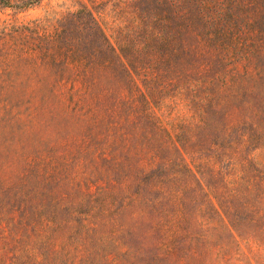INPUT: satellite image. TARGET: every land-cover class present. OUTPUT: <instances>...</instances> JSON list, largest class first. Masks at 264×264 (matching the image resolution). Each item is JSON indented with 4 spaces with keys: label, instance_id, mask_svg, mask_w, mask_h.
Segmentation results:
<instances>
[{
    "label": "trees",
    "instance_id": "16d2710c",
    "mask_svg": "<svg viewBox=\"0 0 264 264\" xmlns=\"http://www.w3.org/2000/svg\"><path fill=\"white\" fill-rule=\"evenodd\" d=\"M69 1L0 25V73L34 85L4 108L0 264H264V0ZM147 215L151 260L129 225Z\"/></svg>",
    "mask_w": 264,
    "mask_h": 264
},
{
    "label": "rangeland",
    "instance_id": "374dc122",
    "mask_svg": "<svg viewBox=\"0 0 264 264\" xmlns=\"http://www.w3.org/2000/svg\"><path fill=\"white\" fill-rule=\"evenodd\" d=\"M76 8L75 4L69 0H44L40 5L25 11H15L13 9L0 7V25L11 22L27 23L36 19H44L48 17L53 10L57 11V13H62L68 10H75ZM107 9L108 13H106V15H102L104 27L110 37V40L113 43H117L118 40L116 30L118 29V26L122 24L120 21L115 20L114 16L111 14L112 7L110 6ZM7 80L8 78L4 77L2 73H0V111L3 109V114L0 112V166L13 165V167L6 172L11 175V173L17 169L15 158L11 160L13 157L12 151H17L20 145L17 146L15 143L12 144L11 141L16 133L12 130L14 128V124H8L3 118L4 108L8 102L7 95L11 94L10 97L14 98L16 97V93L19 92L21 88L31 90L34 85L32 81H28L24 87H21L20 80L16 76L11 77L8 81ZM162 113L166 121L173 123H177L179 119L188 116L187 110H184L181 107L174 111H167L164 109ZM37 133L39 136L45 138L52 134L44 127L39 128ZM11 145L13 149L9 150L8 148L11 147ZM256 148L257 147L253 148L250 152L252 154L251 157H260L259 162L264 161L263 148L259 151H256ZM10 160L11 162L6 164V162ZM152 221H154V217L152 215H147L142 218L137 217L135 220L129 222V225L134 232V240H131V243L135 245L138 252L143 254L147 260H151V257L158 252L156 244L160 240L159 229L156 227L153 228ZM176 255L177 253H175V256Z\"/></svg>",
    "mask_w": 264,
    "mask_h": 264
}]
</instances>
